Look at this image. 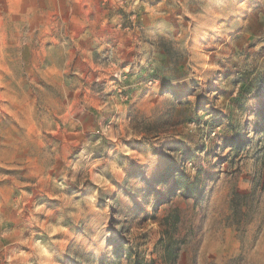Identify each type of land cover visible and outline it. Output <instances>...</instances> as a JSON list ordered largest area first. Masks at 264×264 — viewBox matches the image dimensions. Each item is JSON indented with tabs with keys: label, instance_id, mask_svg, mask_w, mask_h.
Returning <instances> with one entry per match:
<instances>
[{
	"label": "rangeland",
	"instance_id": "rangeland-1",
	"mask_svg": "<svg viewBox=\"0 0 264 264\" xmlns=\"http://www.w3.org/2000/svg\"><path fill=\"white\" fill-rule=\"evenodd\" d=\"M138 260L264 264V0H0V264Z\"/></svg>",
	"mask_w": 264,
	"mask_h": 264
},
{
	"label": "trees",
	"instance_id": "trees-1",
	"mask_svg": "<svg viewBox=\"0 0 264 264\" xmlns=\"http://www.w3.org/2000/svg\"><path fill=\"white\" fill-rule=\"evenodd\" d=\"M183 188H187L186 184H182ZM184 194H188L187 192H185ZM134 264H148L146 263L145 261H141V260H138V261H135Z\"/></svg>",
	"mask_w": 264,
	"mask_h": 264
}]
</instances>
